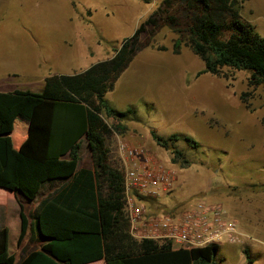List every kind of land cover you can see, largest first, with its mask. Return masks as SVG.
Segmentation results:
<instances>
[{
  "label": "rangeland",
  "instance_id": "1",
  "mask_svg": "<svg viewBox=\"0 0 264 264\" xmlns=\"http://www.w3.org/2000/svg\"><path fill=\"white\" fill-rule=\"evenodd\" d=\"M164 1L0 0V91L42 92L47 76L79 74L113 58L144 25L139 36L144 50L105 96L116 111H131L125 133L113 131L106 139L110 163L121 171L119 140L145 147L177 179L175 189L157 201L158 213L196 201L222 205L254 240L237 246L220 243L214 262L248 264L249 256L254 264H264V85L253 84L251 72L231 68H224L221 76L198 77L205 64L187 44L182 2L163 5ZM241 1V16L264 37V0ZM171 17L184 33L173 30ZM150 19L154 24H145ZM178 39L183 41L176 55ZM21 109L12 134L14 145L29 114L27 105ZM152 133L193 138L195 148L184 141L177 144L188 164H173L171 151L159 147ZM95 161L83 140L79 168H94ZM53 190L45 186L34 202L23 200L31 221L36 207ZM0 206H8L9 248L18 252V200L0 189ZM15 254L20 259L22 254Z\"/></svg>",
  "mask_w": 264,
  "mask_h": 264
},
{
  "label": "trees",
  "instance_id": "2",
  "mask_svg": "<svg viewBox=\"0 0 264 264\" xmlns=\"http://www.w3.org/2000/svg\"><path fill=\"white\" fill-rule=\"evenodd\" d=\"M181 2L188 19L187 44L205 64L197 76H221L224 68H231L251 72L252 83L264 85V37L241 16L242 1ZM168 20L175 32L184 33L175 18ZM145 24L154 22L150 19ZM143 29L144 25L113 58L79 74L48 77L42 92H0V189L12 193L20 206L17 246L22 247L30 229H36L42 242L18 264H91L101 260L104 264H216L217 246L172 250L167 244L136 241L129 233L123 175L110 163L106 139L113 131L125 133L124 122L131 111H116L105 96L144 50L139 42ZM182 41L176 40L174 54H180ZM23 105L29 107L22 124L27 139L16 149L12 134ZM20 129L18 142L23 138ZM151 135L159 147L171 151L172 163L182 167L188 161L177 144L184 141L197 147L188 136ZM83 140L96 156L94 168H79ZM45 186L54 191L36 207L32 222L25 215L22 199L34 202ZM247 257L248 264H254ZM0 264H17L16 255L9 250L7 228L0 229Z\"/></svg>",
  "mask_w": 264,
  "mask_h": 264
},
{
  "label": "built area",
  "instance_id": "3",
  "mask_svg": "<svg viewBox=\"0 0 264 264\" xmlns=\"http://www.w3.org/2000/svg\"><path fill=\"white\" fill-rule=\"evenodd\" d=\"M117 153L122 165L129 233L136 241H155L172 250H192L219 248L222 242L237 246L254 240L219 204L196 201L166 214L158 213L157 201L176 187L175 172L141 145L119 140ZM150 202H155V206Z\"/></svg>",
  "mask_w": 264,
  "mask_h": 264
},
{
  "label": "crops",
  "instance_id": "4",
  "mask_svg": "<svg viewBox=\"0 0 264 264\" xmlns=\"http://www.w3.org/2000/svg\"><path fill=\"white\" fill-rule=\"evenodd\" d=\"M61 75V74H60ZM63 75V74H62ZM72 75H74V74H72ZM51 76H55V75H51ZM51 76H47L46 78H44V81H43V85L45 84V80L48 78V77H51ZM15 90H17V88H13V89H5L4 88V90H1L0 92H13V91H15ZM18 120H19V117H18V119L16 120V122H18ZM20 120H21V117H20ZM15 122V123H16ZM26 123V120L25 121H23L22 123H21V126H22V124L24 125ZM21 131H19V133H20ZM22 135H23V138H22V140L20 141V142H17L16 144H15V148L16 149H19L20 148V146L22 145V143H24V141L27 139V134L25 133V135H24V131L21 133ZM54 191V190H53ZM11 196V195H10ZM22 202H24L23 201V199H22ZM11 205H12V201H11ZM18 205H19V203H18ZM7 208H8V206H5V207H2V206H0V229H4V228H6L5 227V219L8 217V216H6V212H7ZM19 210H20V206H19ZM36 210V209H35ZM35 213V212H34ZM10 216V215H9ZM20 216V215H19ZM233 217V216H232ZM234 218H236V217H234ZM30 219V218H29ZM33 219V218H32ZM237 220H238V218H236ZM31 221V220H30ZM33 222V221H32ZM8 229V228H7ZM250 237H253L252 236V234H250V232L249 233H247ZM18 240V239H17ZM9 241H10V238H9ZM33 241H35V242H37V243H39V244H36L35 246H31V244L33 243ZM16 245H17V243H16ZM41 245H42V242H41V239H40V237L38 236V234L36 233V231L35 230H32V229H30L29 230V232H28V234H27V236H26V238H25V240H24V242H23V244H22V247L21 248H19L18 247V252H15V250L14 251H10L12 254H15V253H21L22 255H21V257H20V259H17V264L24 258V257H26L30 252H32V251H34V250H38L40 247H41ZM9 250H10V248H9ZM15 252V253H14ZM16 255V254H15ZM91 264H104V260H101V261H98V262H95V263H91Z\"/></svg>",
  "mask_w": 264,
  "mask_h": 264
}]
</instances>
